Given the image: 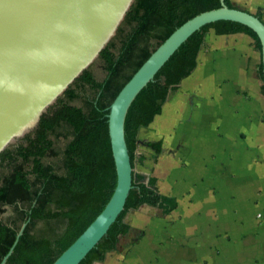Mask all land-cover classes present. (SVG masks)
<instances>
[{
    "label": "trees",
    "instance_id": "trees-1",
    "mask_svg": "<svg viewBox=\"0 0 264 264\" xmlns=\"http://www.w3.org/2000/svg\"><path fill=\"white\" fill-rule=\"evenodd\" d=\"M225 3L236 8L232 0ZM221 6V0H135L122 22L127 30L122 24L117 30L120 41L111 39L97 58L103 76L97 77L90 65L26 135V145H10L0 153V163L7 162L10 167L9 173H0V264L12 248L5 264H53L102 212L118 179L109 134L110 105L174 30L195 15ZM256 15L262 19L261 12ZM212 28L217 34L246 33L262 51L258 34L236 21L220 20L192 34L128 111L125 135L133 168L138 160L140 129L162 113L165 102L196 70L205 36ZM259 67L264 80L263 63ZM87 85L95 91L89 112L71 103ZM60 125L68 126L72 134L62 148L54 137ZM143 143L156 154L162 151V139ZM142 178L134 173L125 209L80 264L103 261L117 248L121 236L131 229L125 221L129 210L148 204L170 214L177 207L174 197L159 192L155 177L147 182Z\"/></svg>",
    "mask_w": 264,
    "mask_h": 264
},
{
    "label": "water",
    "instance_id": "water-1",
    "mask_svg": "<svg viewBox=\"0 0 264 264\" xmlns=\"http://www.w3.org/2000/svg\"><path fill=\"white\" fill-rule=\"evenodd\" d=\"M134 1L0 0V153L34 130L65 89L98 58ZM221 2L220 8L201 12L174 30L110 105L108 122L118 176L116 188L102 212L53 264H80L125 209L134 181L125 135L128 111L192 34L220 20L252 28L262 43L264 73V21L255 13ZM12 252L13 248L1 264Z\"/></svg>",
    "mask_w": 264,
    "mask_h": 264
},
{
    "label": "crops",
    "instance_id": "crops-1",
    "mask_svg": "<svg viewBox=\"0 0 264 264\" xmlns=\"http://www.w3.org/2000/svg\"><path fill=\"white\" fill-rule=\"evenodd\" d=\"M251 1L255 8L260 6L264 21V0ZM235 7L240 8L236 5ZM227 37L246 39L252 44L254 40L250 35L242 32L217 34L213 28L212 31L209 30L198 56L196 70L183 80L179 89L165 102L162 113L155 117L152 125L142 127L139 131L140 134L143 129L157 128L155 124L158 118L165 119L166 131H171L176 117L170 115V110L181 113V116L185 117L184 121L188 120L187 117L197 116L195 128L190 130L197 129L203 132L201 141H209L210 147L200 148L198 145L196 155L198 157H193L192 150H189L187 154L193 165L208 162L210 167L204 166L203 174L196 181L197 184H193L195 181L180 182L184 177L179 178L178 181L177 177L171 174V177L166 179L167 190H162L159 175L151 176L157 179V187L161 194L177 200V207L170 214L163 213V209L158 206L148 204L129 210L125 221L131 225L130 231L121 236L117 248L109 252L105 260L95 261L93 264H264V159L260 156V150L264 149V120L260 117L261 112H264V93L262 92L264 80L258 73L262 55L256 49L255 41L253 45L261 56L256 67V74L261 85L255 99V106L227 107L222 111L218 104L215 106V101L227 99L228 104L235 105L238 95L232 92L220 95L218 91L207 92L210 95L207 97L205 93L201 94L196 90H191L189 93L182 92V89L187 86L195 89L202 84L200 79L198 81L196 73L200 70L199 60L203 49L209 46L215 49L216 43ZM240 47H244L245 51L250 53L253 52L252 48H248L246 44H240ZM183 96L188 101L186 105L180 102ZM221 114L224 115L223 118ZM185 123L184 128L187 127V122ZM218 130L224 133L225 137L222 139L217 137ZM158 132L160 133L157 129L151 130L152 135L149 141L163 140V134ZM208 132H213L214 135ZM243 132L247 134L246 137L242 136ZM242 137L245 138L242 139ZM222 140L227 142L226 146ZM164 143L163 141L162 151L159 154L151 149L156 157L162 154ZM226 150H229L230 157L226 156ZM176 158L177 155H173L170 160L174 163ZM226 171L230 172L232 180L229 184L224 174ZM202 176H205L204 181L201 180ZM196 189H198L196 195H200L203 199L196 197L195 204L189 206L182 204L185 199L184 193L192 196L191 194L195 195ZM228 196L235 198L228 201ZM224 200L227 202H223ZM184 207L185 210H183ZM179 209L181 210L179 212H182V223L185 225L186 239H183L185 247L177 245L178 238L180 240L181 237L177 235V225L170 219L171 216L177 215L176 212ZM140 210H150V216L154 215V217L131 222L132 212ZM228 240H230L229 243ZM221 244H229L230 250L223 249Z\"/></svg>",
    "mask_w": 264,
    "mask_h": 264
},
{
    "label": "rangeland",
    "instance_id": "rangeland-1",
    "mask_svg": "<svg viewBox=\"0 0 264 264\" xmlns=\"http://www.w3.org/2000/svg\"><path fill=\"white\" fill-rule=\"evenodd\" d=\"M233 2L236 6H240V8L253 13H258L261 11L260 6L259 8H255L256 6L252 4L251 0H233ZM123 28L127 30V26L125 24L123 25ZM125 30H123V32ZM210 31H212V29H210ZM115 35L112 39H114V42L118 43L121 39V34L117 35L116 33ZM240 44H246L248 48H252L253 52L250 53L249 51H245V48L240 47ZM253 44L252 42L246 41V39H236L227 37L223 38L221 41H219V43H216L215 49L210 46L207 49L204 48L199 60L200 70L196 73L198 81L200 79L202 84L195 87V89H190V86H187L185 89H182V92L189 93L191 90H196L201 94L205 93L207 97L210 96L209 94H207V92L215 93L218 91L220 95H224V93L229 92L238 95L235 105L228 104L227 99H222L218 102L216 100L215 106H217L218 104L219 108H221L222 111H224V109L227 107L247 108L248 105L255 106V99L257 94H259L260 92L261 85V81L259 80L256 74V67L260 62L261 56L259 55V52L255 50ZM119 46H121V42ZM91 65L92 71L97 75V77L101 78L103 76L101 61L96 59ZM210 81H212L213 83ZM94 96L95 91L87 85L81 90L80 97L75 100H72L71 103L79 105L83 107L86 112H89L93 105ZM182 98L183 100H181L180 102H184L185 105L188 104V101L185 100V96H183ZM211 103H213V101H211ZM169 113L171 116L174 115L176 117L174 125L171 127V131H166L167 129L165 119L160 120L161 118H156L157 122L155 125L157 126V128H155L160 131V133L158 132L159 134H163L162 137L163 141L165 142L162 154L156 157L155 153L151 150V148L143 143L144 141L150 140L152 135L151 130L156 129L153 127L143 129L138 136V160H136V165L134 168V173L137 175H141L143 177L142 180L145 182H147L151 176L159 175L158 178L161 181L162 190H167L166 185H168V182L166 181V179L167 177H171V174H174L175 177H177V180L181 177H184V179L180 182L189 181L191 183L192 181H195L193 182V184H197L196 181H198L200 175L203 174L204 166L210 167V164L208 162H203L200 165H193L190 162L189 156L187 154L189 150H192L191 153L193 157H198L196 156L198 154V145L200 148L210 147L209 141H201L203 137V132H199L197 131V129H194L193 131L190 130L191 128H195V120H197V116L190 118L187 117L188 120L184 121L185 117H182L181 113H178L177 110H170ZM223 117L224 115L221 114V118ZM260 117L264 120V112H261ZM185 122H187L186 128H184L186 126ZM206 134L207 133H205V135ZM208 134L214 135L213 132H208ZM26 135L10 145H26ZM171 135L173 136L171 137ZM216 135L221 139L222 137H225V134L219 130L218 132H216ZM243 135L245 137L247 136V134H244V132L242 133V136ZM54 137L58 144V147L62 148L68 142L69 138H72L71 130L66 125H60ZM245 137H242V139H244ZM223 142L226 146L227 142L222 140V143ZM260 152V156H262L264 159V149L260 150ZM173 155H177L176 162L174 163L170 160ZM226 156L230 157L229 150H226ZM212 157H214V155H212ZM9 172V163L1 162L0 173L6 174ZM229 173V171H226V173H224L227 184L232 182ZM204 179L205 176H202L201 180L204 181ZM0 186H3L1 182ZM197 190L198 189L194 191L195 195L191 194L192 196H189L187 195V193H184L183 197L185 196V199L182 201V204L184 203L186 206H189L195 204V202L197 201L196 197L203 199V197H201L200 195H196ZM234 198V196L227 197L228 201ZM223 202H227V200H224ZM185 209L186 208L184 207L183 210ZM154 211L158 214L156 210ZM179 211L181 210H177V215L171 216L170 219L175 223V225H177V235L178 237H181L180 240L178 238L177 245L179 247H185L186 244L183 240L186 239L185 225L184 223H182V212ZM150 214V210H140L136 212L134 211L130 215V221L135 223L136 221L147 220L154 217V215L150 216ZM221 235L222 234H220V236ZM227 242L229 243L230 240H228ZM222 247H224L223 249L226 248L230 250L231 246L229 244H223Z\"/></svg>",
    "mask_w": 264,
    "mask_h": 264
}]
</instances>
